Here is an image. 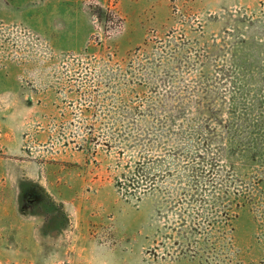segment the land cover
I'll list each match as a JSON object with an SVG mask.
<instances>
[{
	"label": "rangeland",
	"instance_id": "rangeland-1",
	"mask_svg": "<svg viewBox=\"0 0 264 264\" xmlns=\"http://www.w3.org/2000/svg\"><path fill=\"white\" fill-rule=\"evenodd\" d=\"M0 264H264V0H0Z\"/></svg>",
	"mask_w": 264,
	"mask_h": 264
}]
</instances>
